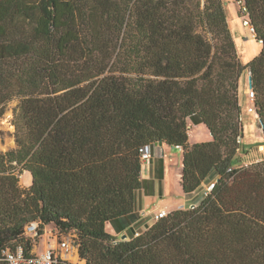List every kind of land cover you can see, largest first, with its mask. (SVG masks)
Listing matches in <instances>:
<instances>
[{
	"label": "trees",
	"instance_id": "1",
	"mask_svg": "<svg viewBox=\"0 0 264 264\" xmlns=\"http://www.w3.org/2000/svg\"><path fill=\"white\" fill-rule=\"evenodd\" d=\"M242 3L262 42L247 64L222 0H0V119L18 100L16 148L0 153V252L29 254L37 222L38 235H75L85 264H264V160L236 161L245 72L264 125V0ZM188 119L211 140L191 145ZM155 144L182 151L185 195L214 172L213 197L119 241L106 225L133 213L140 149Z\"/></svg>",
	"mask_w": 264,
	"mask_h": 264
},
{
	"label": "crops",
	"instance_id": "2",
	"mask_svg": "<svg viewBox=\"0 0 264 264\" xmlns=\"http://www.w3.org/2000/svg\"><path fill=\"white\" fill-rule=\"evenodd\" d=\"M231 17L232 19H235L234 14H232ZM232 23H234V20H232ZM229 28L231 29L230 25ZM238 56L243 64H247L250 61L248 56L242 55L239 52ZM243 76H245L248 80L249 73H243L239 82V104L241 107L240 118L243 125V138L244 136H247L248 138V142L245 144V146L247 145L248 147H251L254 144V140H252L253 138L258 139L259 141L255 140L258 142L263 140V129L258 121L257 114L254 111H248L251 106L248 100V91L250 88H247L248 83H246V88L244 90H241L240 86ZM187 124L188 142L191 145L209 142L211 140V135H209V131L203 124L197 123L195 119H188ZM262 146L264 145H261V149L264 150V147ZM173 147L177 151V154L178 152H180L179 155H177L176 153L175 155L171 154L172 146H168L166 144H155L150 146L151 158L148 163H143L141 167L142 188L135 194L133 213L125 218L114 221L111 224L108 223L106 225L107 232L116 237L117 240H119V238H121L123 235L127 237H133L136 234L140 235L144 233L155 223L154 215L157 214L160 210H166L170 213L180 206L184 208L194 207V204H196V201L198 199L199 190H201L204 195V191L207 185L216 182L217 175L213 172L207 177V179L195 192L188 195L183 194L180 185L182 173V151L176 146ZM243 154L244 151L240 152L239 150L237 154L238 165L240 163L249 165L250 163L242 162ZM174 163L175 176L173 177L175 179V191H177V194L175 195V197H177L176 201L173 199V197H170V199L168 198L169 193H172L174 191V188L171 186L174 181L172 180V176H170V169L172 168V165ZM157 195L160 196L162 200L161 205H159L158 209L147 210L148 204L145 205L144 200L148 197L152 198ZM166 199H169L170 201ZM38 238L40 239L38 246L40 248L38 249L37 246H34L33 244L30 254L37 255L44 252L46 249L51 248L54 251L60 252L63 257L66 258L69 262L76 263V261L74 262L72 260L77 253L74 251V249L64 253V251L60 248L59 243H61L63 240L58 241L56 236H53V234L51 233L47 235L45 234L44 236L41 234Z\"/></svg>",
	"mask_w": 264,
	"mask_h": 264
},
{
	"label": "rangeland",
	"instance_id": "3",
	"mask_svg": "<svg viewBox=\"0 0 264 264\" xmlns=\"http://www.w3.org/2000/svg\"><path fill=\"white\" fill-rule=\"evenodd\" d=\"M237 1L238 0H222L224 4L227 21L229 22V25L231 27L230 30L232 32V35L235 41L237 52H239L242 55L248 56L249 60H252L253 58L259 55L262 46L255 39L254 35L250 31V28L243 25V20L244 19L247 20V15H244L241 13V9ZM232 14H234L235 19H232L231 17ZM232 20H234V23H232ZM246 83H248V80L246 79L245 76H243L241 79V86H240L241 90H244L246 88ZM248 87H249V84H247V88ZM17 105H18V100H13L10 103H8L5 106L4 113L0 119V153L16 148L15 114L18 109ZM244 110H245V107H244ZM252 140H254L253 141L254 144L251 147H248L247 145L245 146V144L248 142L247 136H244V138L240 140V143L242 144L240 146V152L244 151L242 162L253 164V163H256V161L259 162V161L264 160V152H263L264 150L260 148L261 146H258L259 144L264 145V140L260 142H258L259 141L258 139H254V138ZM255 140H258V141H255ZM258 151L261 153H259ZM175 153L177 154V151L172 146L171 154L175 155ZM179 154L180 152H178L177 155ZM174 161H175V156H174ZM239 165H242V167L249 166L248 164H243V163H240ZM170 176H172L173 178L172 180L174 181V183L171 184V186L174 188V191L172 193H169L168 198L170 199V197H173V199L176 201L177 197H175V195L177 194V191H175V179L173 177L175 176V163L172 165V168L170 169ZM18 178H19V186L24 190L28 189L31 184L30 173L28 171H22V173L18 174ZM198 193H199L198 199L196 201V204H194V207H198L205 198L201 190H199ZM169 199H166V200L170 201ZM161 202L162 200L160 196L158 195L152 198L148 197L144 200V204L145 205L148 204L147 210L158 209L159 205H161ZM163 202H166V201H163ZM50 233L53 234V236H56L58 241L69 239L71 247H73L75 252L78 251L77 247L75 246V238H76L75 235L68 234V235L59 237L54 232L53 226L51 225L45 226L43 228L42 235L44 236L45 234L47 235ZM31 239H33L34 241V246L36 245L37 248L39 249L40 247L38 246H39L40 239L39 238H31ZM120 239L121 238H119V240ZM75 258H76V263L79 264L80 262L77 260L76 255H75ZM78 258H79V254H78ZM79 260L81 262H84V260H81L80 258Z\"/></svg>",
	"mask_w": 264,
	"mask_h": 264
},
{
	"label": "built area",
	"instance_id": "4",
	"mask_svg": "<svg viewBox=\"0 0 264 264\" xmlns=\"http://www.w3.org/2000/svg\"><path fill=\"white\" fill-rule=\"evenodd\" d=\"M241 13L246 15V8L242 3V0L237 1ZM243 25L250 28V31L253 33L254 28L250 25L248 20H243ZM261 44L262 42L259 41ZM255 95L254 92L249 89L248 91V100L250 102V108L248 109L249 112H253V103H254ZM179 148V147H177ZM261 148V147H260ZM151 158V151L150 146H144L140 149V161L141 163H148ZM232 169H229L231 171ZM214 183H210L207 185L204 196L205 197H213L212 192L214 190ZM194 207H190L189 209H193ZM184 207H178L176 210H183ZM169 212L166 210H160L157 214L154 215V220L159 221L160 219L166 218ZM24 234L27 238H38V223L32 222L25 226ZM138 236V234H136ZM60 248L64 251V253L72 250L73 247L70 245V240L66 239L59 243ZM77 260L80 262L79 264H85V262H81L78 258V253H76ZM0 264H78V263H71L60 252L54 251L51 248L46 249L44 252L32 255L27 254L22 246H17L16 248L12 249L7 247L0 252Z\"/></svg>",
	"mask_w": 264,
	"mask_h": 264
},
{
	"label": "water",
	"instance_id": "5",
	"mask_svg": "<svg viewBox=\"0 0 264 264\" xmlns=\"http://www.w3.org/2000/svg\"><path fill=\"white\" fill-rule=\"evenodd\" d=\"M248 84H249V88L251 89L252 85H251V77H250V75L248 77ZM259 123H260L261 127L264 128V125L261 122H259ZM125 238H126V236L123 235L119 241L124 240ZM119 241H116V242H119Z\"/></svg>",
	"mask_w": 264,
	"mask_h": 264
},
{
	"label": "bare ground",
	"instance_id": "6",
	"mask_svg": "<svg viewBox=\"0 0 264 264\" xmlns=\"http://www.w3.org/2000/svg\"><path fill=\"white\" fill-rule=\"evenodd\" d=\"M72 260L75 262L76 261V258L74 257Z\"/></svg>",
	"mask_w": 264,
	"mask_h": 264
}]
</instances>
